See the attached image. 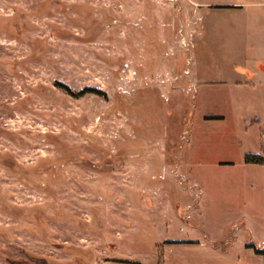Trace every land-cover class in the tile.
Segmentation results:
<instances>
[{
	"label": "rangeland",
	"instance_id": "1",
	"mask_svg": "<svg viewBox=\"0 0 264 264\" xmlns=\"http://www.w3.org/2000/svg\"><path fill=\"white\" fill-rule=\"evenodd\" d=\"M186 1L0 0V264H264V34Z\"/></svg>",
	"mask_w": 264,
	"mask_h": 264
},
{
	"label": "crops",
	"instance_id": "2",
	"mask_svg": "<svg viewBox=\"0 0 264 264\" xmlns=\"http://www.w3.org/2000/svg\"><path fill=\"white\" fill-rule=\"evenodd\" d=\"M185 5L187 6V8H189L188 18L192 23L203 21L204 18H208L210 13H204V9H213L214 7H220L228 10L230 14L228 15L229 18H238L244 20V22H248L249 25L246 26V28L250 32H252L253 37L260 38L264 34V31H261L264 28V2H262L261 0H255L251 3L238 1L220 5L206 4L201 0H189V2H185ZM245 85H250L252 87L255 86L252 83H237V86L239 87ZM258 120L259 124L263 123L261 119Z\"/></svg>",
	"mask_w": 264,
	"mask_h": 264
},
{
	"label": "trees",
	"instance_id": "3",
	"mask_svg": "<svg viewBox=\"0 0 264 264\" xmlns=\"http://www.w3.org/2000/svg\"><path fill=\"white\" fill-rule=\"evenodd\" d=\"M68 92L71 96H75L69 89H68ZM87 93L99 94L94 90H87V91H83L79 93L78 96L82 97ZM244 160H245V164H248V165H264V157L261 155H247ZM249 248L254 249V247H249ZM255 251L257 255H264V253L259 250H255Z\"/></svg>",
	"mask_w": 264,
	"mask_h": 264
},
{
	"label": "built area",
	"instance_id": "4",
	"mask_svg": "<svg viewBox=\"0 0 264 264\" xmlns=\"http://www.w3.org/2000/svg\"><path fill=\"white\" fill-rule=\"evenodd\" d=\"M172 1L177 3V0H172Z\"/></svg>",
	"mask_w": 264,
	"mask_h": 264
}]
</instances>
